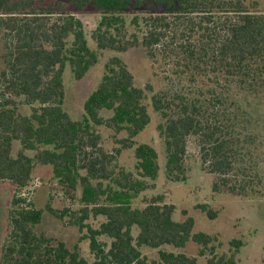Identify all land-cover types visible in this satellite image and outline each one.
<instances>
[{
  "label": "trees",
  "instance_id": "trees-1",
  "mask_svg": "<svg viewBox=\"0 0 264 264\" xmlns=\"http://www.w3.org/2000/svg\"><path fill=\"white\" fill-rule=\"evenodd\" d=\"M77 12L91 6L99 19L92 50ZM0 181L22 189L35 163L49 166L66 195L80 187L76 221L92 255L88 262L63 242L36 235L41 212L11 198L10 229L0 264H199L197 257L159 251L149 260L140 248L182 249L192 241L198 257L213 250L216 237L193 232L188 217L173 219L174 206L152 198L141 208L132 200L158 175V154L134 138L150 122L148 104L159 114L157 131L165 151L164 172L185 181L190 138L211 189L249 197L262 194L264 176V10L245 0H0ZM142 47L163 87L147 98L125 63L111 57L99 84L83 103L81 120L63 108V73L83 78L98 51L122 53ZM28 108V114L21 107ZM103 113H109L104 117ZM97 127L125 132L117 143L134 147L135 174L112 176L99 147ZM13 143L20 149L12 156ZM136 145V146H134ZM26 152L32 153L29 157ZM119 153V151H116ZM261 170V171H260ZM102 180L111 184L102 185ZM212 218L206 205L197 207ZM103 217L97 229L85 223ZM137 234L133 235V229ZM105 237L106 244L98 239ZM231 246L239 248V241ZM206 264H235L234 254H210Z\"/></svg>",
  "mask_w": 264,
  "mask_h": 264
},
{
  "label": "rangeland",
  "instance_id": "rangeland-1",
  "mask_svg": "<svg viewBox=\"0 0 264 264\" xmlns=\"http://www.w3.org/2000/svg\"><path fill=\"white\" fill-rule=\"evenodd\" d=\"M67 4L68 0H55ZM248 5L255 4L258 9L264 10V0H245ZM70 13L82 21L84 32L89 47L95 50L90 39L91 31L94 29L99 15L93 7L87 6L84 10L77 12L71 5L66 7ZM97 63L92 66L82 79L76 81L66 67L63 73V84L65 98L63 108L72 120H81L83 116V103L88 95L99 84L104 65L111 57L121 59L130 70L134 84L144 89L149 86L151 92H146L147 98L158 92L163 84L158 75L153 72L151 62L147 58L142 47H135L126 52L118 53L111 50L98 51ZM2 50L0 44V69L2 66ZM21 112L28 114V108L22 106ZM150 122L145 129L133 140L136 145L148 144L158 154V175L154 181L144 180L147 189L141 191L131 202L133 208L141 209L152 198L160 197L161 202L174 206L173 219L181 222L186 218H192L194 222L193 232H201L216 237L212 243L213 250L206 251L205 256L198 257L199 246L189 241L182 249H174L171 246H163L159 249L141 247V253L149 260L158 259L159 251L183 253L187 256L197 257L199 264H206L210 254L230 256L234 254L235 264H264V191L249 197L238 196L221 190L214 193L211 189L213 176L202 170L199 151L195 141L190 138L187 143V152L184 158L185 181L172 182L165 176V151L163 141L157 131L160 116L148 104ZM264 113V109L262 110ZM104 117L109 113H103ZM264 116V115H263ZM100 134L99 147L108 157H113L109 163L112 176L120 172H131L135 174L134 147L123 149L117 143L126 137L125 132L114 134L113 130L97 127ZM134 145V146H136ZM20 149L18 143H13L12 156ZM119 151V153H116ZM31 157L32 153L26 152ZM261 174L264 176V162L261 165ZM102 185L111 184L109 180H102ZM80 187L75 193L66 195L58 182L52 177L49 166L35 163L29 183L22 189H15L8 182L0 181V258L7 244V236L10 229L9 211L11 210V198L24 199L25 203L20 207H32L41 212L40 221L35 225L36 235H43L54 241L63 242L69 249L78 248L80 257L86 261H92L87 244L79 242L82 235L76 226L78 211L82 207L79 202ZM206 205L208 210L215 216L207 217L197 207ZM104 221L103 217L90 218L85 221L91 228L97 229ZM137 234L133 229V235ZM98 239L106 244L109 240L105 237ZM232 241H239V248L231 246Z\"/></svg>",
  "mask_w": 264,
  "mask_h": 264
}]
</instances>
